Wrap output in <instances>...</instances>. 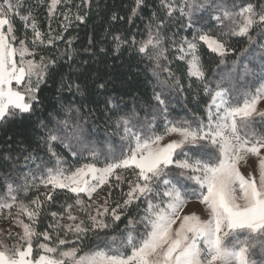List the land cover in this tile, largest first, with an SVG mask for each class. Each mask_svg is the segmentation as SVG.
Instances as JSON below:
<instances>
[{"label": "snow or ice", "instance_id": "obj_1", "mask_svg": "<svg viewBox=\"0 0 264 264\" xmlns=\"http://www.w3.org/2000/svg\"><path fill=\"white\" fill-rule=\"evenodd\" d=\"M67 2L50 0L49 16ZM142 5L145 0H135L133 16ZM159 7L164 18L153 13L156 23L146 26L147 38L131 39L136 53L152 65L148 71L156 80L142 107L145 115L141 118L135 95L132 110L125 112L114 96H106L107 79L90 78L95 94L106 96L104 114H112L106 123L115 126L121 141L118 155L110 148L101 157L99 150L88 148L92 131L84 127L87 119L77 123L70 115L64 119L51 111L43 115L50 81L59 78L58 96L73 89L81 97L89 94L87 83H77L84 71L68 64L71 75L64 73L67 61L75 63L72 52L49 56L38 51L63 36L50 29L45 39L31 12L21 14L20 0H0V127L26 124L20 134L38 133L37 147L49 154L47 161L39 152L22 155L23 167L34 164L39 177L18 166L20 155L14 158L9 151L0 156L4 170L0 216L20 229L0 240V264H264V107L260 106L264 103V2L182 0L177 5L175 0H160ZM176 12L184 19L181 28L187 33L179 41L164 31L166 19ZM15 17L25 28L31 27L30 42L27 33L23 38L17 35ZM64 18L67 21L69 16ZM76 19L83 22L85 18L77 15ZM257 30L258 39L252 35ZM232 39L247 41L248 47L241 52L244 59L233 62L229 86L221 78L213 87L205 53L218 58L219 65L227 64V57L235 52ZM113 40L116 52L129 43L119 35ZM67 44L71 48L72 41ZM100 52L107 55L104 48ZM65 55L67 61L61 63ZM174 62H182L181 75L173 70ZM249 77L258 86L242 91ZM199 90L210 97L203 114L192 94ZM172 92L184 97L186 118H170ZM187 94H192L193 108L188 107ZM66 99L60 100V110L79 114L83 102L74 108L75 101L65 103ZM53 111H58L55 106ZM89 113L94 115L95 110ZM6 143L11 149L15 141L9 136ZM57 148L78 163L69 164ZM250 159L254 166L248 164ZM245 166L247 174L241 170ZM41 186L40 195L27 203L20 199L21 192L26 195ZM58 191L71 194L73 202L62 211H51L53 222L38 232L41 214L55 203ZM116 191L118 198L113 195ZM192 204L199 205V211ZM69 235L74 239L69 241ZM41 237L43 242L34 243ZM257 254L260 259L254 258Z\"/></svg>", "mask_w": 264, "mask_h": 264}, {"label": "trees", "instance_id": "obj_2", "mask_svg": "<svg viewBox=\"0 0 264 264\" xmlns=\"http://www.w3.org/2000/svg\"><path fill=\"white\" fill-rule=\"evenodd\" d=\"M49 2L50 0H20L22 9L21 14L27 15L28 12H31V16L34 18L38 29L45 34V39H47V34L50 29L55 35L63 36V39L56 40L53 45L40 46L38 51L49 56H59L60 53L66 50L72 52L75 63L67 61L66 55L61 60V63L67 61L64 66V73L71 75L68 64H72L73 68H79L84 71V77H81V80L77 81V83H87L89 86V94L86 98L81 97L76 94L75 89H73V92L64 90L58 96L57 89L59 88V78H57L55 83L50 81L44 94L47 111L43 113V115L46 116L48 111L53 112V115H56L58 119H64L67 115H70L71 119L77 123H83L84 119H87L88 123L85 124L84 127L86 130L92 131V135L88 137V148L99 150L101 157L108 154L110 148L113 150L114 155H118L121 146L120 136L116 134V129L113 124L106 123L109 121V117L112 114H104V100L106 96H114L123 107V110L125 112H130L134 104L132 96L135 95L139 101L136 108L141 118L145 115L142 107L145 105V102L150 99L152 95V84H155L156 80L152 76L151 71H148L152 65L147 60H143L141 56L136 53L135 47L131 45V39L135 37L137 41H140L147 38L148 30L146 26L150 23H156V21L152 19L153 13H156L159 18H164V12L159 7L160 0H145V5H142L141 8L137 10L135 16L132 15V9L135 7V0H87V3H85L84 0H68L67 3L58 5L52 16H49L48 13ZM181 2L182 0H175L177 5ZM233 2L237 4H256L264 2V0H228L229 4ZM64 14L69 16L67 21L64 18ZM77 15L84 16V21L81 22L77 20ZM113 16H115L116 19H113ZM130 17L131 20L129 19ZM31 22L32 21L29 20V25ZM183 23H185V21L183 18L179 17L178 12L174 13L173 18L166 19L167 27L164 31L167 37L179 41L181 37L187 35L181 28ZM14 27H16L19 37L23 38L25 33H27L29 42L31 41L33 35L31 27L25 28L24 23L19 17L14 18ZM257 32L258 30L254 31L252 35L254 38L258 39ZM117 35L129 41V43L121 46L119 52L115 51V41L113 40V36ZM69 40L72 41L71 48H69L67 44ZM230 43L231 47L235 49V52L229 54L227 57V64L225 65H219L218 58L214 55L210 56L205 53L204 62L208 69V77L212 81L213 87H215V82L218 81L219 76H221L224 71L230 72L232 77L234 76L232 64L239 58L242 50L248 47V43L245 39H232ZM169 44L170 39L166 40V46H169ZM101 48L107 50V55L100 52ZM85 49H88V51H85ZM171 55H174V53ZM245 55H247V53H245ZM84 61H87V63H83ZM252 66L254 65H250V67ZM172 67L173 70L177 72V75H181V71L184 70L182 62H174ZM258 70L257 67V71ZM95 75H99L109 81V88L106 96H97L95 91L91 89L90 78H94ZM74 78L75 77H73V79ZM149 81H151V83H149ZM248 81H251V79L248 78ZM182 83L186 88L188 84L186 76L182 78ZM192 94H195L199 101V114H203L204 107L208 103L210 97L204 96L202 90ZM192 94H187L189 96V108L195 106L194 102L191 101ZM63 98H67L65 103H67V101H75L73 105L74 108L81 107V102H83L84 106L81 108V112L77 114L73 111L68 114L66 111L60 110V100ZM170 99L174 107L170 118H186L189 114L183 108L185 103L184 97L172 92ZM125 105L127 107H124ZM53 106H55V109L58 111H53ZM90 109L95 110L94 115H90ZM26 128V124H20L19 122L6 124L0 127V156L7 154L9 151H11L14 158L20 155L21 159L18 162V166L21 167L24 165L22 155L26 154L28 151L34 153L39 152L40 157L45 161L49 159V154L46 150L43 147H37L38 133L30 135L20 134L21 130ZM9 136L13 137L15 141V143L11 144V149H9L6 143ZM57 151L65 154L69 164L78 163V161L72 158L66 150L57 148ZM87 154V151H85V157ZM37 163H40V161L37 160ZM49 166H51V164H49ZM30 170L39 177L40 172L36 170L34 164L29 163L27 167H23L24 172ZM3 171V168H0V175L3 174ZM17 182L19 183L20 181ZM36 183H39V181L37 180ZM124 188L127 190L126 185ZM3 192L4 188L0 187V195H2ZM42 192H44V188L41 186L39 190L30 189L26 195L23 192L19 195L20 199L27 203ZM113 195L114 198H118L119 191L114 192ZM40 198L43 199V196L41 195ZM72 202L71 194L58 191L55 197V203L45 207L41 214L37 231L43 232L47 228V225L53 222L50 216L51 211H62L64 205ZM12 211L15 212L16 210L13 209ZM131 215H136V213L132 211ZM1 217L2 216H0V225L4 220ZM6 222L10 223L11 221L8 220ZM126 222L127 221L124 220L123 223L119 224V227L123 229ZM108 234L112 235L113 233L109 232ZM61 235L63 236V233H61ZM67 239L71 241L74 237L69 235ZM41 240H43L42 237L39 241L34 243H39ZM36 251L39 250L34 248V252ZM254 258L260 259L258 254L254 256Z\"/></svg>", "mask_w": 264, "mask_h": 264}, {"label": "rangeland", "instance_id": "obj_3", "mask_svg": "<svg viewBox=\"0 0 264 264\" xmlns=\"http://www.w3.org/2000/svg\"><path fill=\"white\" fill-rule=\"evenodd\" d=\"M239 59L243 60L244 58H243V56L240 55ZM245 63H247V61H245ZM221 78L224 79V86H229V80L232 79V75H231L230 72H225L224 71L221 74V76H219L218 81H220ZM249 79H251V81H248L247 86L243 87L242 91L254 90L255 87L258 86V83H259L258 81H255L251 77H249ZM238 86H240V84H238ZM240 99H241V102H242L243 97H241ZM260 106L264 107V103H262ZM248 164L254 166V161L250 159L248 161ZM241 170H242V172L244 174H247V172L249 171V168L247 166H245V167H242ZM190 207L193 208V209H196L197 211H199V208H200V206L197 205V204H192V205H190ZM13 214H15V212H13ZM1 218L4 219V220H3V222L0 225V240L5 239V236H6V234L9 231H11L12 233H16V232L20 231V229L18 227H16V225L14 224L13 220L5 219L4 216H2ZM22 218L25 220V222H28L26 217H22ZM8 220H10L11 222L7 223L6 221H8ZM6 242L10 243L11 241H6ZM40 242H43V240H41Z\"/></svg>", "mask_w": 264, "mask_h": 264}]
</instances>
